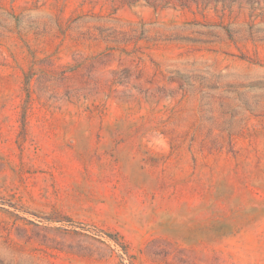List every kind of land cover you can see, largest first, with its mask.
Instances as JSON below:
<instances>
[{"label": "rangeland", "instance_id": "1", "mask_svg": "<svg viewBox=\"0 0 264 264\" xmlns=\"http://www.w3.org/2000/svg\"><path fill=\"white\" fill-rule=\"evenodd\" d=\"M0 0V264H264V0Z\"/></svg>", "mask_w": 264, "mask_h": 264}, {"label": "trees", "instance_id": "2", "mask_svg": "<svg viewBox=\"0 0 264 264\" xmlns=\"http://www.w3.org/2000/svg\"><path fill=\"white\" fill-rule=\"evenodd\" d=\"M124 2H127L129 4H134L139 2L140 0H123ZM191 0H178V4L182 7L187 6L188 2ZM146 3L152 4L154 6H169L172 2V0H145Z\"/></svg>", "mask_w": 264, "mask_h": 264}]
</instances>
